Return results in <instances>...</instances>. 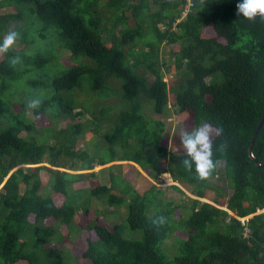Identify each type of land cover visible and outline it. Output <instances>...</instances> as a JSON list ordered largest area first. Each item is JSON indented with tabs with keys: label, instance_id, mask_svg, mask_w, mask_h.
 <instances>
[{
	"label": "trees",
	"instance_id": "1",
	"mask_svg": "<svg viewBox=\"0 0 264 264\" xmlns=\"http://www.w3.org/2000/svg\"><path fill=\"white\" fill-rule=\"evenodd\" d=\"M236 3L197 0L180 19L182 1L0 0V37L15 30L23 46L0 58V264H65L61 247H46L63 239L48 221L71 225L93 200L127 204L129 213L113 228L99 221L80 226L77 252L91 264H264V212L257 213L264 209V18H241ZM164 44L172 47L177 71L172 87L162 69H172L161 57ZM64 50L77 61L65 71ZM81 94L87 105L77 101ZM33 98L41 101L35 116L54 125L84 112L94 120L27 139L24 131H39L26 118ZM169 115H187L191 129L212 125L215 168L207 178L187 171L185 153L163 143L162 117ZM90 126L93 154L78 145ZM54 135L60 148L51 145ZM46 155L52 167L65 170L52 175L51 167L38 166ZM76 160L84 171L131 164L101 171L108 187L95 172L66 171ZM138 167L152 179L168 172L188 186L196 197H188L190 209L185 202L166 204L156 185L143 194L135 190L129 177L144 178ZM43 169L54 179L48 196ZM219 174L230 197L219 187L218 196L211 195ZM85 180L93 186L76 190ZM206 198L213 203L201 201ZM129 227L143 237L126 238ZM179 231L186 237L176 238L170 252L167 242Z\"/></svg>",
	"mask_w": 264,
	"mask_h": 264
},
{
	"label": "rangeland",
	"instance_id": "2",
	"mask_svg": "<svg viewBox=\"0 0 264 264\" xmlns=\"http://www.w3.org/2000/svg\"><path fill=\"white\" fill-rule=\"evenodd\" d=\"M103 7V5H102ZM105 9V8H103ZM4 10H6L7 12H13L14 8H5ZM5 11V12H6ZM16 11V9H15ZM129 26H133L134 25V20L131 18V20H129L128 22ZM133 23V24H132ZM113 22H109L107 24L106 27L109 28V30H112L111 27L113 26ZM160 29H163V25L159 26ZM5 34V33H4ZM4 34H2L4 36ZM1 35V34H0ZM2 36V37H3ZM107 40L110 39V36L106 37ZM0 39H2L0 37ZM43 44L42 43H38V48H42ZM57 47V46H56ZM12 49H14L15 54L19 53L22 49L23 46L21 45V42H19V40L11 47ZM37 47H35L36 49ZM172 50V47L167 46L166 44L163 45V48L161 49V57L164 60V63H167L168 65L172 66L171 72L168 73L166 68L162 67L163 71L166 72L165 74V78L168 81L170 87L174 86L176 84V81L178 80V78L175 76L176 74V70L174 69V63L172 64L173 60H169V55L170 52ZM6 57V53H0V58L4 59ZM61 61L63 63L66 64V67L62 66V70H67L69 68V66L71 64H75L77 63V61H74L71 59V55L68 51H62V59ZM169 62V63H168ZM207 82L210 81V78L206 79ZM86 95L81 94L77 101L79 103H86L85 105H87V101L88 98H85ZM91 97L96 98V96L91 95ZM174 100V96L171 94L170 96V104L173 103ZM77 112H82L81 108H78L76 110ZM92 113H88V112H84L83 115H80L78 117H76V119H72L69 118L67 116H63V119L57 123L56 125H54L52 123V121L47 118L46 116H41V117H36L35 114L33 113V108H31L30 106L28 107V112H27V122L28 124H32L35 123L36 125V129L39 130L38 133H35V131H24V136L27 139H30L32 137H39V134L42 136L44 135L48 130L52 131L54 128L56 131L62 129V128H69L75 124H82V123H86L89 121L94 120V116L91 115ZM188 116H190L187 113ZM187 115H169L165 118L162 117L164 123L166 124V130H165V134L163 135V143H166L167 146L169 148H171L173 151H175L176 153L182 154L185 153L184 150L182 149V147L180 146V137L178 135V131L180 129H185V130H191L192 124L190 123V121L188 120V116ZM103 124L105 125V122H103ZM1 126V123H0ZM40 128H42L43 130H41ZM93 126H90L89 129H87V135L83 138L84 140H81V144H78L82 147V149H87L90 153L93 154L94 152V147L91 145V139L94 137V132H92ZM55 136V135H54ZM53 137V136H51ZM58 137V136H57ZM213 138V137H212ZM50 141L52 142V146L55 148H60L58 142L61 141V139H59L57 141L56 136L53 138H50ZM71 147H75L74 143H69L68 144ZM121 163V165L123 164H131L128 162H114L112 164L106 165V166H100L97 165L95 166V168L92 171H84L81 168V161L80 160H76L75 161V165H74V170H66L69 173L72 174H80V173H88V172H95L98 174V179L102 181V184L107 185L108 187L110 186V182H109V176L108 174L105 172L102 173V175H100L101 171H104V169L106 167H110L112 165H119ZM40 167H48V168H52L53 172L52 175L54 174V172H56L57 170H65L62 168H56V167H52L51 163H50V155H46L43 159V162L38 165ZM37 167V166H35ZM26 168H28V166H26ZM223 168L222 164H219V169ZM143 175L144 178H139L138 175L136 173H134L136 175V179H134L133 175H131V177H129V180L132 183V187L137 190L138 192H140V194H143L146 191H149L151 189V187L153 185H156L158 187L157 191H158V197L160 199H162L166 204L170 203V202H175V203H179V204H184V202L187 205V209H190V205L188 204V197H191L192 199H195V195H193L191 193V189L188 188V186L181 184V183H175L172 178L171 175L169 174V178L167 180V182H163L160 180H156V179H152L144 170L137 168ZM115 170H113L114 172ZM46 169H43L40 171V179L42 181V186H43V190L45 192V194L48 196L53 192L52 189V184H53V176H52ZM224 174H219L218 177H216L215 179H213V185L214 188L211 191V195L212 196H218L219 194V190L217 189L219 187L220 191H222L223 194H226L227 197H230L232 195V191L228 190L227 186L225 185V181H224ZM94 182V181H93ZM93 182H89L88 180L83 181L82 183H75V188L76 190L78 189H86V188H90L93 186ZM100 182V181H99ZM173 185H177L184 193L186 194H182L181 192L177 191L175 188H173ZM217 187V188H216ZM23 188V186H22ZM23 192V189L21 190ZM115 193H120L119 190L115 189ZM201 201L204 202H209V203H213L212 201H210L209 199H202ZM90 211L89 212H85V211H80L77 215V221L73 222L71 225H64V224H60V223H55L54 221H48V225H53L55 226L59 232L61 233L63 239H61V241L58 240H54L50 245L46 246L47 248L51 247V246H59L62 248L63 252H64V258H65V264H91V262L89 260H85L82 258V256L79 254V252H77L79 249L82 248L83 242H82V238H81V232H82V228L80 226H82L83 224L86 225L88 222H92V221H99L101 224H103L104 226L113 228V225H115L116 223H123L125 218L128 216L129 213V209L127 204L124 205H120V206H111L107 203H104L103 201L100 200H93V202H91V205L89 206ZM225 209V207L223 208ZM99 211V212H96ZM260 212H264L263 210H260L257 213ZM250 217L245 218L244 220H247ZM127 231H123V235L126 238H132L135 240L141 239L143 237L142 232L140 231H133L129 228H126ZM178 237H182L185 238L186 234L183 231H179L175 234L172 235L171 239L168 240V244H167V248L170 252L173 251L172 245H174L176 243V238Z\"/></svg>",
	"mask_w": 264,
	"mask_h": 264
},
{
	"label": "clouds",
	"instance_id": "3",
	"mask_svg": "<svg viewBox=\"0 0 264 264\" xmlns=\"http://www.w3.org/2000/svg\"><path fill=\"white\" fill-rule=\"evenodd\" d=\"M237 15L247 20H253L257 16L264 18V0H237ZM19 33L15 30H9L0 39V53H7L16 43ZM18 57L12 58V63H16ZM39 98H33L29 101L31 108L40 105ZM218 134V133H216ZM180 146L185 152L182 160L183 166L189 172H194L200 179L207 178L215 168L213 153V135L214 129L207 122H202L194 126L191 130L180 129ZM169 173L163 172L160 180L167 182ZM163 222V218H161Z\"/></svg>",
	"mask_w": 264,
	"mask_h": 264
},
{
	"label": "built area",
	"instance_id": "4",
	"mask_svg": "<svg viewBox=\"0 0 264 264\" xmlns=\"http://www.w3.org/2000/svg\"><path fill=\"white\" fill-rule=\"evenodd\" d=\"M169 1H172V2L182 1L183 2L180 19H185L188 16L189 12L194 8L197 2V0H169Z\"/></svg>",
	"mask_w": 264,
	"mask_h": 264
},
{
	"label": "water",
	"instance_id": "5",
	"mask_svg": "<svg viewBox=\"0 0 264 264\" xmlns=\"http://www.w3.org/2000/svg\"><path fill=\"white\" fill-rule=\"evenodd\" d=\"M262 123H263V121H262ZM256 134H255V136H254V140L256 139ZM253 145H254V141L252 142V146H251V148H250V153H251V155H252V157H253V154H252V150H253ZM256 160V159H255Z\"/></svg>",
	"mask_w": 264,
	"mask_h": 264
},
{
	"label": "crops",
	"instance_id": "6",
	"mask_svg": "<svg viewBox=\"0 0 264 264\" xmlns=\"http://www.w3.org/2000/svg\"><path fill=\"white\" fill-rule=\"evenodd\" d=\"M139 169H141L140 167H138Z\"/></svg>",
	"mask_w": 264,
	"mask_h": 264
},
{
	"label": "bare ground",
	"instance_id": "7",
	"mask_svg": "<svg viewBox=\"0 0 264 264\" xmlns=\"http://www.w3.org/2000/svg\"><path fill=\"white\" fill-rule=\"evenodd\" d=\"M169 178V177H168Z\"/></svg>",
	"mask_w": 264,
	"mask_h": 264
}]
</instances>
